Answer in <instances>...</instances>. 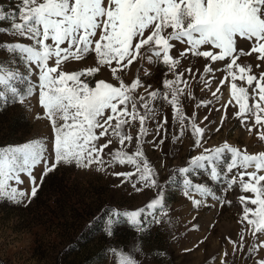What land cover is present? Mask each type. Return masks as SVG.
Returning <instances> with one entry per match:
<instances>
[{
	"label": "rangeland",
	"instance_id": "obj_1",
	"mask_svg": "<svg viewBox=\"0 0 264 264\" xmlns=\"http://www.w3.org/2000/svg\"><path fill=\"white\" fill-rule=\"evenodd\" d=\"M0 5L6 10H17L19 0H0ZM0 27H9L8 21H0ZM98 37L99 31L94 39ZM4 42L20 41L0 34V44ZM172 43L174 47L170 54L180 60L179 67L174 70L181 74L178 85L183 89L180 113L158 99L153 102L159 109L157 119L144 125L148 133L142 135L139 120L128 117L129 123L123 126L121 134L132 139H125L123 143L120 136L113 134L114 127L105 125L103 136H100L102 129L98 128V139L94 143L97 148H102L99 163L94 162L88 168L75 163L61 165L44 177L37 196L30 202L25 199L16 204L6 198L0 201V264H119L120 253L131 254L142 264H259L264 260V207L257 209L249 217L251 220L246 221L244 208L255 210L257 206L240 199L241 196L251 199L254 195L241 190L239 178L235 187L227 188L220 182H213L203 172L190 176L194 183L203 182L215 188L220 199L213 200L201 197L194 190H190L191 197H186L184 177L178 172L180 167L187 165L190 157L225 142L250 155L264 153V124L257 125L254 115H237L239 105L232 96V80L225 70L227 60L212 62L190 52L182 57L180 53L188 46ZM250 46L247 41H238V47L245 51ZM201 50L213 49L202 46ZM0 59L8 60L9 54L0 50ZM238 63L252 65L251 74L258 77L264 72V64L256 66L255 54L239 58ZM49 65L55 66L54 59ZM98 66V73L81 79L90 86L101 79L117 84L111 76V68L99 65L94 52L80 60L69 58L58 71L86 72L88 68ZM20 67L23 70V65ZM207 67L213 72H206ZM118 74L129 85L139 78L143 87L134 95L143 96L146 101L150 92L165 91V80L175 79L161 62L148 64L139 58ZM235 82L238 87L248 89L250 107L256 103L264 107V101L259 100L256 91L258 81L252 86L239 79ZM137 107L143 114V108ZM165 117L166 124L163 123ZM181 117L185 124L182 136ZM115 123L113 120L112 125ZM158 123L161 126L159 133L156 131ZM193 123L205 130L199 147H194ZM13 125L18 128L15 130ZM54 137L55 127L47 117V110L39 104L38 91L24 104L10 100L6 107H0V147L20 146L43 139L51 159ZM137 150L144 155L135 157ZM118 152L135 157L141 168L142 162L147 160L157 185L140 182L135 165H121L115 160ZM225 158L230 157L226 155ZM42 170L43 165L35 169L34 174L39 177ZM249 171H255V168ZM258 174H264V170ZM21 179L23 184L13 182V186L30 193L34 186L30 178L22 174ZM37 182L40 183L39 179ZM154 199H162L163 206L158 207L150 218L155 221L150 224V231L133 225L123 215L142 208L148 210ZM196 199L201 200L199 206L193 202ZM113 211L121 215L113 218L114 223L110 225L108 220ZM138 249H142L139 254ZM158 251L166 255L160 258L155 255Z\"/></svg>",
	"mask_w": 264,
	"mask_h": 264
},
{
	"label": "snow or ice",
	"instance_id": "obj_2",
	"mask_svg": "<svg viewBox=\"0 0 264 264\" xmlns=\"http://www.w3.org/2000/svg\"><path fill=\"white\" fill-rule=\"evenodd\" d=\"M0 21L9 23L7 28L0 27V34L20 41L0 44V50L9 54L8 60L0 59V107H6L10 100L24 104L38 91L39 104L47 110V117L55 127L51 159L43 139H34L20 146L0 147V201L6 198L16 204L23 203L25 199L30 202L37 196L44 177L61 165L75 163L88 168L94 162L99 163L102 148H97L94 143L98 139V128L102 129L100 136H103L105 125L114 127L113 134L120 136L123 143L125 139H132L121 134L123 126L129 123L128 117L139 120L142 135L148 133L144 125L157 119L159 109L153 102L158 99L180 113L183 89L178 85L181 74L174 71L180 60L170 54L174 47L172 42L188 46L180 53L182 57L190 52L212 62L227 60L225 70L232 80V96L239 105L237 115L251 114L257 125L264 124V116L261 115L264 107L260 103L250 107L248 89L238 87L235 82L239 79L252 86L258 81L256 91L259 100L264 101V72L258 77L251 74L252 65L238 63L239 58L255 54L256 66L264 64V0H19L17 10H6L0 5ZM98 31L99 37L94 39ZM24 40L31 43H24ZM238 41L249 42L250 49L239 48ZM202 46L213 50H201ZM89 52L95 53L99 65L111 68V76L118 86L103 79L90 86L81 79L98 73L99 66L88 68L86 72L58 71L64 61L69 58L80 60ZM138 58L148 64L161 62L175 76V79L163 82V93L150 92L147 101L143 96L134 95L138 88L143 87L139 78L129 85L118 74ZM53 59L55 66H50L49 61ZM20 65H23V70ZM206 72L211 73L213 69L207 67ZM138 105L143 108V114ZM113 120L116 121L114 126ZM163 123H167L166 117ZM179 125L182 136L185 127L183 117ZM160 127L158 123V133ZM191 127L192 135L196 136L194 147H199L205 130L195 123ZM143 155L139 150L135 153V157ZM226 155L230 158L226 159ZM135 157L118 152L115 160L121 165H135L140 182L157 185L148 161L144 160L141 168ZM41 165L43 170L37 177L34 170ZM253 167L255 171H249ZM262 170L264 153L250 155L225 142L190 157L187 165L180 167L178 172L184 177L182 183L186 197H191L190 190H194L201 197L213 200L220 199L214 187L203 182L194 183L189 177L203 172L213 182H220L227 188L235 187L238 177L241 190L254 195L251 199L244 196L240 199L257 206L255 210L244 208L248 222L257 209L264 207V174H258ZM22 174H26L34 185L30 193L13 186V182L15 185L24 183ZM193 202L199 206L201 200ZM162 206V199H154L148 210L142 208L123 215L133 225L150 231V224L155 223L150 218ZM120 215V212L113 211L108 223L112 225L113 218ZM141 251L138 249L137 254ZM155 255L163 258L166 254L158 251ZM119 264L142 262L131 254L120 253ZM259 264H264V260Z\"/></svg>",
	"mask_w": 264,
	"mask_h": 264
},
{
	"label": "trees",
	"instance_id": "obj_3",
	"mask_svg": "<svg viewBox=\"0 0 264 264\" xmlns=\"http://www.w3.org/2000/svg\"><path fill=\"white\" fill-rule=\"evenodd\" d=\"M13 126H14V125H13ZM13 128L16 130V129L18 128V126H14Z\"/></svg>",
	"mask_w": 264,
	"mask_h": 264
}]
</instances>
